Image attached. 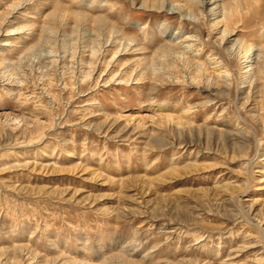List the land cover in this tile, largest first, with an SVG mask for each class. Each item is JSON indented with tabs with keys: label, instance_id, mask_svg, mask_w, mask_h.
I'll return each instance as SVG.
<instances>
[{
	"label": "rangeland",
	"instance_id": "obj_1",
	"mask_svg": "<svg viewBox=\"0 0 264 264\" xmlns=\"http://www.w3.org/2000/svg\"><path fill=\"white\" fill-rule=\"evenodd\" d=\"M0 264H264V0H0Z\"/></svg>",
	"mask_w": 264,
	"mask_h": 264
},
{
	"label": "bare ground",
	"instance_id": "obj_2",
	"mask_svg": "<svg viewBox=\"0 0 264 264\" xmlns=\"http://www.w3.org/2000/svg\"><path fill=\"white\" fill-rule=\"evenodd\" d=\"M204 1H205V0H204ZM198 3H199V2H198ZM200 3H201V2H200ZM204 3H206V5L209 4L208 2H204ZM203 5H204V4H203ZM206 5H205V6H206ZM198 6H199V5H198ZM200 6H201V4H200ZM161 7H162V6H161ZM188 7H189V5H188ZM168 8H169V7H168ZM170 9L172 10V8H170ZM173 9L176 10V11H178V12H180V11L182 10V7H179V6L177 7V6H176V7H174ZM185 10H186V9H185ZM189 11H190V10H189ZM186 12H187V11H186ZM180 13H181V12H180ZM192 14H193V13H192Z\"/></svg>",
	"mask_w": 264,
	"mask_h": 264
}]
</instances>
